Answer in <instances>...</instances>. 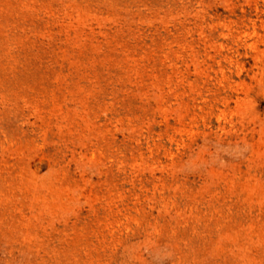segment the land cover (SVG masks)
I'll list each match as a JSON object with an SVG mask.
<instances>
[{
	"label": "rangeland",
	"instance_id": "1",
	"mask_svg": "<svg viewBox=\"0 0 264 264\" xmlns=\"http://www.w3.org/2000/svg\"><path fill=\"white\" fill-rule=\"evenodd\" d=\"M0 264H264V0H0Z\"/></svg>",
	"mask_w": 264,
	"mask_h": 264
}]
</instances>
